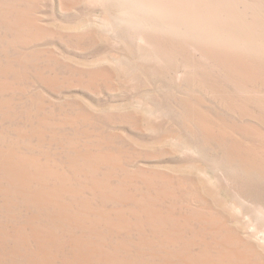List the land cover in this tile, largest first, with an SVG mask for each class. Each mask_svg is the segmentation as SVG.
<instances>
[{"label": "rangeland", "instance_id": "374dc122", "mask_svg": "<svg viewBox=\"0 0 264 264\" xmlns=\"http://www.w3.org/2000/svg\"><path fill=\"white\" fill-rule=\"evenodd\" d=\"M0 264H264V0H0Z\"/></svg>", "mask_w": 264, "mask_h": 264}]
</instances>
